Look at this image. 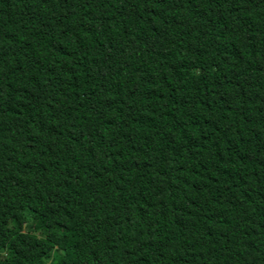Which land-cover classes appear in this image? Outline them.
Listing matches in <instances>:
<instances>
[{
  "label": "trees",
  "instance_id": "trees-1",
  "mask_svg": "<svg viewBox=\"0 0 264 264\" xmlns=\"http://www.w3.org/2000/svg\"><path fill=\"white\" fill-rule=\"evenodd\" d=\"M0 264H264V0H0Z\"/></svg>",
  "mask_w": 264,
  "mask_h": 264
}]
</instances>
